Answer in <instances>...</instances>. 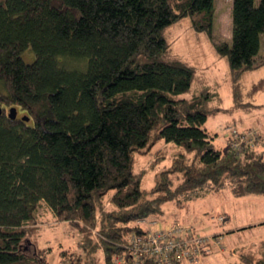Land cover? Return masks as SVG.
<instances>
[{"label":"trees","instance_id":"1","mask_svg":"<svg viewBox=\"0 0 264 264\" xmlns=\"http://www.w3.org/2000/svg\"><path fill=\"white\" fill-rule=\"evenodd\" d=\"M215 15L216 0H0V264H49L42 203L81 230L83 250L99 249L96 228L114 264L143 229L134 221L165 220L168 202L225 188L264 194L263 153L217 147L204 127L222 109L217 90L184 97L197 68L167 58L169 26L189 17L211 35ZM263 41L264 0H232L231 40L215 48L229 60L238 108L262 106L241 101V79L264 65ZM260 90L264 77L247 93ZM161 140L156 158L170 165L145 189L137 154ZM231 264H264V239Z\"/></svg>","mask_w":264,"mask_h":264},{"label":"rangeland","instance_id":"2","mask_svg":"<svg viewBox=\"0 0 264 264\" xmlns=\"http://www.w3.org/2000/svg\"><path fill=\"white\" fill-rule=\"evenodd\" d=\"M165 36L171 43L167 58L180 59L197 68L192 88L184 94V97H192L204 86H211V88L216 89L219 85L228 86L226 84L231 76L229 60L226 56H219L215 43L231 40L232 0H216V15L211 35L206 31L193 29L190 18L185 17L169 26L165 31ZM25 57L27 61L31 59L27 55ZM263 76L264 69L247 72L242 82L243 93L241 97L242 102H251L262 106H254L249 110L238 108L235 106L233 95L223 97L221 100H213V104L222 109L211 113L204 127L214 138L217 147L224 148L225 128L228 125L240 124L241 119H252L264 126V90L257 92L253 98L246 93ZM9 108L10 106H7V111ZM248 124L246 121L245 126ZM164 143L165 141L161 140L148 153L137 154L139 167L146 169L143 178V188L145 189L153 187L155 174L161 167L170 165L168 158L160 164L158 163L159 159L156 158L157 148ZM261 145L260 140L256 147L264 155V145ZM164 208L166 211L165 218L169 223L197 224L196 227L200 233L226 231L228 251L214 250L204 257L203 262L205 264H231L239 259L242 250L253 249L264 239V194L252 193L235 196L229 188H225L219 191L206 192L200 197L189 200L181 207L168 202ZM37 214L41 221L39 223L38 243L40 246H51V252L48 255L49 264H71L72 262L107 264L104 248L101 247L96 228L93 229V236L100 243V246L96 252H91L78 246L79 241L83 238L81 230L67 221L57 220L46 203L39 206ZM143 219L164 221L163 219L147 217L135 220L134 224L139 226L141 221H144Z\"/></svg>","mask_w":264,"mask_h":264},{"label":"built area","instance_id":"3","mask_svg":"<svg viewBox=\"0 0 264 264\" xmlns=\"http://www.w3.org/2000/svg\"><path fill=\"white\" fill-rule=\"evenodd\" d=\"M226 135L227 144L238 151L255 147L262 136L258 127L235 125L226 128ZM140 226L142 231L129 234L125 250L113 254L114 264H205L203 258L214 250L228 251L225 230L200 233L193 223L158 220H144Z\"/></svg>","mask_w":264,"mask_h":264},{"label":"crops","instance_id":"4","mask_svg":"<svg viewBox=\"0 0 264 264\" xmlns=\"http://www.w3.org/2000/svg\"><path fill=\"white\" fill-rule=\"evenodd\" d=\"M230 6V5H229ZM229 19H230V17H229ZM260 53H261V55L264 57V41L262 42V46H261V50H260ZM258 69H264V65H262V66H260V67H258V68H256V69H254V70H258ZM252 71V70H251ZM248 72H250V71H248ZM247 73V72H246ZM245 73V74H246ZM245 74L243 75V77H242V79H241V85H242V82H243V80H244V76H245ZM264 77V76H263ZM262 77V78H263ZM226 85H228V86H222V85H219L218 87H217V89L216 88H212V89H215V90H217V92H218V97H216L214 100H221L223 97H226V96H232L233 95V88H232V83H231V76H230V80L227 82V84ZM253 86V85H252ZM211 87V86H210ZM252 88V87H251ZM249 91V90H248ZM247 91V92H248ZM246 92V93H247ZM259 92V91H258ZM248 94V93H247ZM257 94V93H256ZM255 94V95H256ZM249 95V94H248ZM254 95V96H255ZM233 98H234V95H233ZM251 98H253V97H251ZM236 105V104H235ZM245 110V109H244ZM241 121V123L240 124H237V125H235V126H237V127H239L240 129H247V128H252V127H258L259 128V130L261 131V135H262V139H261V146H263L264 145V130H263V124H260V123H257L256 121H254V120H252V119H241L240 120ZM246 121H248V125H246L245 126V123H246ZM257 124V125H256ZM229 126V125H228ZM227 126V127H228ZM226 127V128H227ZM226 128H225V131H224V136H223V140H224V144H226L227 143V135H226ZM177 211H178V209H177ZM164 220V219H163ZM163 222H166V223H169L168 221H167V219L165 218V220L163 221ZM191 222V221H190ZM171 223V222H170ZM197 225V224H196ZM198 226V225H197ZM206 232H208V231H206ZM226 236H227V233H226ZM235 255V254H234ZM203 260H204V258H203Z\"/></svg>","mask_w":264,"mask_h":264},{"label":"water","instance_id":"5","mask_svg":"<svg viewBox=\"0 0 264 264\" xmlns=\"http://www.w3.org/2000/svg\"><path fill=\"white\" fill-rule=\"evenodd\" d=\"M1 102H2V98L0 96V115L4 112V107L1 105ZM17 113H18L17 108L16 107H11L10 110H9V114L8 115L11 118H16L17 117ZM23 118L25 120L29 119V117H27V116H23Z\"/></svg>","mask_w":264,"mask_h":264}]
</instances>
